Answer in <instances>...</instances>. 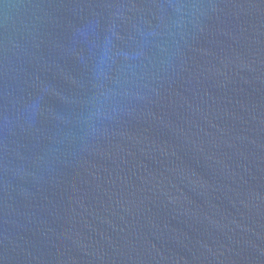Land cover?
Segmentation results:
<instances>
[{
	"label": "water",
	"instance_id": "water-1",
	"mask_svg": "<svg viewBox=\"0 0 264 264\" xmlns=\"http://www.w3.org/2000/svg\"><path fill=\"white\" fill-rule=\"evenodd\" d=\"M0 264H264V0H0Z\"/></svg>",
	"mask_w": 264,
	"mask_h": 264
}]
</instances>
